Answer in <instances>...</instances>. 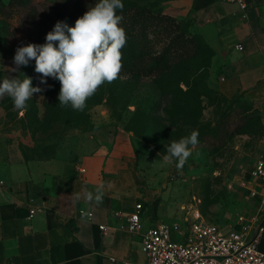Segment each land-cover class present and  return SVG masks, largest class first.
I'll list each match as a JSON object with an SVG mask.
<instances>
[{"label": "rangeland", "instance_id": "rangeland-1", "mask_svg": "<svg viewBox=\"0 0 264 264\" xmlns=\"http://www.w3.org/2000/svg\"><path fill=\"white\" fill-rule=\"evenodd\" d=\"M195 1L122 0L117 14L130 41L122 49V71L76 111L59 105L60 82L48 77L42 84L34 60L13 71L14 55L18 47L45 44L58 21L74 26L98 0H0V82L29 77L43 89L23 113L7 94L0 97V174L40 160L82 169L85 158L124 139L135 147L159 219L186 214L235 228L240 217L258 216L261 205L250 189L252 169L264 159V92L223 95L218 69L243 43L242 22L218 0L202 11L192 7ZM149 13L167 20L144 28ZM193 130L198 144L183 168L165 164L168 146Z\"/></svg>", "mask_w": 264, "mask_h": 264}, {"label": "crops", "instance_id": "crops-1", "mask_svg": "<svg viewBox=\"0 0 264 264\" xmlns=\"http://www.w3.org/2000/svg\"><path fill=\"white\" fill-rule=\"evenodd\" d=\"M246 2L247 18L237 4L221 2L225 14L242 22V49L233 50L218 69L226 97L244 89L264 92V0ZM209 4L196 0L192 7L202 11ZM79 165L85 172L64 161H31L0 174V264L144 261L141 237L127 231L126 217L142 203L145 228L162 219L153 212V190L144 187L137 170L135 147L119 139L110 150H99ZM101 183L103 203L88 202L84 189L95 193ZM81 211L91 212L92 219ZM99 225L108 230H99Z\"/></svg>", "mask_w": 264, "mask_h": 264}, {"label": "clouds", "instance_id": "clouds-1", "mask_svg": "<svg viewBox=\"0 0 264 264\" xmlns=\"http://www.w3.org/2000/svg\"><path fill=\"white\" fill-rule=\"evenodd\" d=\"M124 4L122 0H98L74 26L57 22L46 35L43 45L28 44L18 47L14 55L13 71L20 66H27L35 61V71L41 74V83L51 77L60 82L59 105L73 110L83 111L86 102L105 83H112L123 68L122 49L127 43L125 29L121 27L123 17L118 15ZM43 89L33 87L29 77L25 79H4L0 82V97L7 94L16 110L23 113L27 102L34 93ZM199 133L193 130L190 135L173 141L163 157L165 164L176 162L177 169H182L192 155V148L198 144ZM104 184L96 187L95 193L84 189L88 202L96 205L103 203Z\"/></svg>", "mask_w": 264, "mask_h": 264}, {"label": "built area", "instance_id": "built-area-1", "mask_svg": "<svg viewBox=\"0 0 264 264\" xmlns=\"http://www.w3.org/2000/svg\"><path fill=\"white\" fill-rule=\"evenodd\" d=\"M235 3L247 18L246 0H219ZM239 49H242L239 47ZM85 172V169H81ZM254 188L250 196L259 202L260 211L253 218L240 217L238 226L226 228L198 217L183 215L178 221H155L144 227L143 204L136 203L126 217V229L141 237L144 261H115L116 264H264V159H259L251 172ZM34 210L31 213L34 214ZM88 219L91 212L81 211ZM261 216V218H260ZM99 230L106 232L104 225Z\"/></svg>", "mask_w": 264, "mask_h": 264}, {"label": "trees", "instance_id": "trees-1", "mask_svg": "<svg viewBox=\"0 0 264 264\" xmlns=\"http://www.w3.org/2000/svg\"><path fill=\"white\" fill-rule=\"evenodd\" d=\"M142 12H144V10H140V13H142ZM149 17L151 18V21L144 19V21H145V23L143 25L144 28L149 27L151 25V23L154 21H160V22L163 21L164 22L165 20H167V18L164 16H153L151 13H149ZM132 35H133V33H131V36ZM127 42H128L127 44L129 45L130 41L128 40V38H127Z\"/></svg>", "mask_w": 264, "mask_h": 264}]
</instances>
